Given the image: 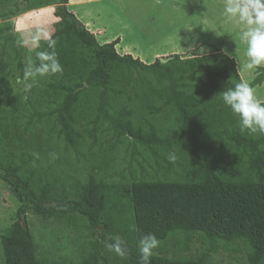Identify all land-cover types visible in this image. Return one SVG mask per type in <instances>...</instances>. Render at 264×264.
I'll return each mask as SVG.
<instances>
[{"label": "trees", "instance_id": "obj_1", "mask_svg": "<svg viewBox=\"0 0 264 264\" xmlns=\"http://www.w3.org/2000/svg\"><path fill=\"white\" fill-rule=\"evenodd\" d=\"M68 3L55 4L59 21L52 36L63 73L48 76L41 93L44 104L28 96L19 112L21 102L0 77V181L20 204L17 221L1 237L3 264H56L37 256L25 220L28 212L86 225L93 237L90 253L77 264H139L137 244L143 234L153 233L160 244H168L179 232H198L225 246L248 244L252 252L247 263L264 264V135L242 132L238 117L221 98L207 99L203 91L205 80L216 76L224 90L241 82L234 62L223 54L185 60L172 56L164 64L157 59L146 64L120 55L118 40L99 44L66 9ZM46 49L41 40L35 53ZM12 53L22 78L21 56L15 49ZM261 79L264 71L250 85ZM131 104L144 105L152 117L164 109L170 116L162 127L146 120L145 128L135 126ZM105 132L112 156L125 138L131 139L136 169L129 165L130 179L120 176L113 183L93 173L83 178L75 168L85 158L78 149L85 142L83 134L95 146ZM37 138L50 152L29 149ZM177 153L186 154L178 165L182 180L144 176L153 166L173 173L170 157L175 160ZM139 155L149 160L137 161ZM109 237L128 246L125 258L107 249L106 242H113ZM203 263L151 257V264Z\"/></svg>", "mask_w": 264, "mask_h": 264}, {"label": "rangeland", "instance_id": "obj_2", "mask_svg": "<svg viewBox=\"0 0 264 264\" xmlns=\"http://www.w3.org/2000/svg\"><path fill=\"white\" fill-rule=\"evenodd\" d=\"M71 0L72 3L84 4L82 7L71 6L76 13L91 17V23L103 29L102 33H94L99 44H109L116 39L115 47L120 55L129 54L146 64L156 59L164 60L178 56L180 60L193 57H209L210 55H225L234 62L235 70L241 81L252 83L264 71V66L255 70H247L244 65L247 58L244 55L246 45L239 40V31L247 25L239 21H227L223 14L225 0ZM58 0H0V77L5 78L13 89V98L21 105L27 103V97L32 102L44 104L41 97L42 89L49 82L48 76L37 77L35 81H24L19 78L13 61L12 50L15 49L21 56L23 68L31 61L37 47L31 44L20 46L19 40L28 39L29 33L37 28H43L51 34L54 31L56 5ZM46 7H41L44 5ZM86 21H88L86 19ZM99 34V35H98ZM43 40V39H42ZM230 54V55H229ZM218 63V62H217ZM213 68L216 69L215 64ZM164 64V63H162ZM219 70L226 74L224 65ZM214 79V81H212ZM212 81V83H208ZM264 79L253 85L257 97L264 102ZM207 87L203 88L207 99L220 98L224 91V84L219 76L205 80ZM32 83V88L25 91V84ZM233 86V82L229 84ZM225 88V87H224ZM218 95V97H217ZM142 104H131L128 109L133 112L135 126L145 128V120L162 127L165 119L170 116L168 109H164L153 117ZM153 119V120H152ZM106 128L103 126V129ZM41 136L40 132L38 133ZM85 142L78 149L85 158H81L78 165H74L81 177L93 173L97 177L112 178L111 182H118L120 176L130 179L129 165L136 169V163L131 161L133 148L131 139L125 138V145H118L112 156L109 152L111 137L108 134H99L100 142L93 146V141L87 134H83ZM27 136H23L26 139ZM22 142V141H21ZM39 138L30 144L31 151L50 152V147L40 145ZM109 143V147L107 146ZM18 147H25L19 143ZM139 151H141L138 148ZM34 152V151H33ZM176 153V152H175ZM147 159L145 156H136L137 161ZM186 159V154L177 153L171 159L174 172L168 173L164 169L153 166L148 170L151 176L158 180H182L183 173L178 165ZM149 160V159H147ZM75 164V163H74ZM164 168H166L163 165ZM139 172V169H138ZM20 204L10 192L7 185L0 181V242L5 232L17 221V210ZM27 226L36 247L37 256L56 264H77L82 262L90 253L89 243L92 235L82 221L71 224L67 220H52L28 212L25 215ZM168 244H160L153 251L154 257L171 259L172 256L182 257L184 261L203 264H248L247 257L252 252V246L243 244L235 246L207 240L198 232H179L171 236ZM238 247V248H237ZM162 253V254H161ZM0 264H3L2 248L0 243Z\"/></svg>", "mask_w": 264, "mask_h": 264}, {"label": "clouds", "instance_id": "obj_3", "mask_svg": "<svg viewBox=\"0 0 264 264\" xmlns=\"http://www.w3.org/2000/svg\"><path fill=\"white\" fill-rule=\"evenodd\" d=\"M223 14L227 21H239L246 24V29L239 31V40L246 45L244 52L247 63L244 68L255 70L264 66V0H225ZM46 41L47 49L35 53L38 63L29 62L23 73L24 81H35L37 77L62 74L63 66L55 51L57 39L43 28H37L34 33H29L28 39H21L17 43L20 46L31 44L39 47L41 40ZM230 55V54H229ZM32 83L25 84V91L32 88ZM223 104L238 117L240 130L249 134L259 133L264 135V102L256 95L255 89L245 81L236 83L220 93ZM174 159V157H170ZM132 230L135 225L131 226ZM113 242H106L110 252L125 258L128 254V246L118 237H109ZM160 245V240L153 233L143 234L137 244L139 264H151L153 251Z\"/></svg>", "mask_w": 264, "mask_h": 264}, {"label": "crops", "instance_id": "obj_4", "mask_svg": "<svg viewBox=\"0 0 264 264\" xmlns=\"http://www.w3.org/2000/svg\"><path fill=\"white\" fill-rule=\"evenodd\" d=\"M93 0H87L86 2H84V3H86V4H88V3H90V2H92ZM81 2H78V3H72L71 2V0H69V3L67 4V6H66V9L70 12V13H72L78 20H79V22L81 23V25H84L87 29H88V31L90 32V33H92V34H94V33H102L103 32V29L102 28H100L99 26H94V23H91L90 21V19H91V17H89V16H82V15H79V13H76L75 11H74V9H71L70 7L71 6H73V7H76V6H78V5H81L80 4ZM84 4H82L81 5V7L83 6ZM90 18V19H89ZM86 19L88 20V21H86ZM59 21V19L58 18H55V23L56 22H58ZM98 34V35H99ZM95 35V34H94ZM96 37V36H95Z\"/></svg>", "mask_w": 264, "mask_h": 264}, {"label": "water", "instance_id": "obj_5", "mask_svg": "<svg viewBox=\"0 0 264 264\" xmlns=\"http://www.w3.org/2000/svg\"><path fill=\"white\" fill-rule=\"evenodd\" d=\"M161 63H165V61H164V60H161ZM23 219H24V218H22V221H23Z\"/></svg>", "mask_w": 264, "mask_h": 264}]
</instances>
